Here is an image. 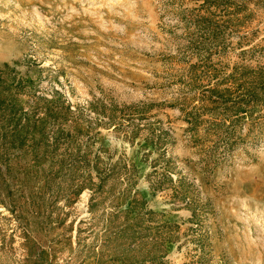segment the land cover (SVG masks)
Instances as JSON below:
<instances>
[{
	"label": "rangeland",
	"instance_id": "rangeland-1",
	"mask_svg": "<svg viewBox=\"0 0 264 264\" xmlns=\"http://www.w3.org/2000/svg\"><path fill=\"white\" fill-rule=\"evenodd\" d=\"M0 264H264V0H0Z\"/></svg>",
	"mask_w": 264,
	"mask_h": 264
},
{
	"label": "trees",
	"instance_id": "trees-1",
	"mask_svg": "<svg viewBox=\"0 0 264 264\" xmlns=\"http://www.w3.org/2000/svg\"><path fill=\"white\" fill-rule=\"evenodd\" d=\"M250 95V98L254 101V100H256L255 98H254V94L253 93H251V94H249ZM248 110H250L251 111V109H248ZM244 111H246V109L244 110Z\"/></svg>",
	"mask_w": 264,
	"mask_h": 264
}]
</instances>
